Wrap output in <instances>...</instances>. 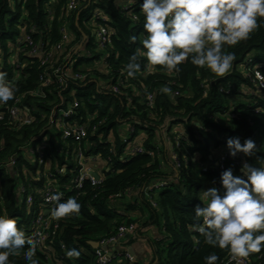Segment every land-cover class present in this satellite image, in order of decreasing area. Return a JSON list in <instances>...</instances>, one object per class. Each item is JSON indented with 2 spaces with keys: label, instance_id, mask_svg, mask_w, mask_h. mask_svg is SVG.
<instances>
[{
  "label": "trees",
  "instance_id": "trees-1",
  "mask_svg": "<svg viewBox=\"0 0 264 264\" xmlns=\"http://www.w3.org/2000/svg\"><path fill=\"white\" fill-rule=\"evenodd\" d=\"M66 2L0 0V71L7 73L6 79L16 88L8 105L20 98L19 111L28 109L34 119L28 125L0 124V214L16 220L27 235L35 218L45 210L42 196L50 186L60 190L61 202L75 198L80 204L79 213L52 218L46 248L35 250L38 264H96L95 249L89 243H98L132 223L136 225L134 236H140L147 225L159 229L161 240L152 242L157 264H205L204 258L211 254L222 264L230 252L209 246L190 226L202 223L195 217L194 206L204 205L203 190L216 187L223 191L220 174L224 170L232 168L234 175H242L244 163L264 167V90L256 88L249 69H258L264 80V19L247 40L225 48L235 59L224 77L190 61L180 65L178 72L156 66L153 75H144L142 0H85L70 14ZM124 4L130 8L122 10ZM95 12L104 20L94 24L112 34L103 55L90 25ZM64 24L70 39L58 51L59 30ZM23 33L49 46L42 57L30 58L25 55L28 50L19 53L16 70L10 61ZM48 53H52L50 58ZM133 54L138 56L140 70L129 77L125 66ZM64 56L68 57L66 62L62 61ZM66 63L72 73H85L87 78L68 80L60 86L50 73ZM90 65L95 67L85 70ZM43 76L49 78V85L41 80ZM111 86L118 92L113 93ZM164 86L171 87L174 97L159 91ZM38 91L45 97L36 96ZM73 101L79 106L70 122L85 126L86 135L62 140L59 129L48 127L43 116L54 103L68 105ZM126 126L131 132L121 129ZM234 137L241 144L251 138L259 151L251 157L243 153L230 156L226 140ZM36 138L41 140L34 141ZM30 146L40 148L39 153H30ZM78 150L87 165H91V158L97 159L102 182L96 186L84 182L82 189L71 191ZM223 154V170L202 171L201 166L214 167ZM48 174L51 177L45 178ZM156 181H165L166 186L157 192L152 188ZM22 188L25 198L32 197L29 205L25 198L23 202L18 199ZM136 210L142 215L133 220ZM72 248L80 251L78 258L66 255ZM27 251L26 247L10 256V264H27L23 258ZM248 258L251 264H264V250Z\"/></svg>",
  "mask_w": 264,
  "mask_h": 264
},
{
  "label": "clouds",
  "instance_id": "clouds-1",
  "mask_svg": "<svg viewBox=\"0 0 264 264\" xmlns=\"http://www.w3.org/2000/svg\"><path fill=\"white\" fill-rule=\"evenodd\" d=\"M141 10L146 33L141 55L151 65L178 72L180 65L190 61L224 77L235 59L225 48L247 40L261 27L258 21L264 19V0H142ZM131 40L135 42L136 37ZM139 70L138 56L133 54L125 71L134 77ZM6 77L7 73L0 71V104L12 100L16 93ZM159 91L175 95L169 86ZM226 146L232 157L238 153L251 157L259 151L251 138L243 144L238 137L228 138ZM240 171L242 175H234L228 168L220 174L223 191L216 187L203 190L204 205L194 206L195 217L202 223L190 226V230L204 237L206 244L227 249L233 258H246L264 250V167L244 163ZM48 199L55 204L51 214L57 220L79 213L80 204L75 198L61 202L62 194L57 192ZM26 247L25 262L38 264L34 259L35 244L16 220L0 214V264H10L9 257ZM80 254L75 248L66 253L76 258ZM218 260L215 254L204 258L205 264H217Z\"/></svg>",
  "mask_w": 264,
  "mask_h": 264
},
{
  "label": "built area",
  "instance_id": "built-area-1",
  "mask_svg": "<svg viewBox=\"0 0 264 264\" xmlns=\"http://www.w3.org/2000/svg\"><path fill=\"white\" fill-rule=\"evenodd\" d=\"M85 0H67L66 2V12L67 13H73L78 10L81 3ZM120 8L122 10H128L130 7L127 4L121 5ZM94 20L91 21V24L94 27L93 36L95 38V42L97 44V49H99L100 52L106 49V46L111 42V36L112 34L109 33L107 28L104 26H96L94 24L95 20L101 19L104 20L102 15H100L99 12L94 13ZM61 41L59 44L56 45V49L60 51L62 49V46L69 41L70 35L67 30L66 25L64 24L61 26L59 30ZM49 46V43H40V42H34V40L31 38L30 34L23 33V36H20L17 41V50H15L12 54L13 57L10 61L12 65L15 66L16 70L17 68V57L19 53L24 52V50H28L25 52V55H27L30 58L38 57L44 55L45 50H47ZM48 57H51V54L48 53ZM67 56L63 57V62H66ZM144 64H143V72L144 75H153L156 72V66L151 65L146 57L143 56ZM68 62V61H67ZM250 67V66H249ZM248 67V68H249ZM253 74L254 81L256 83V88L258 90H264V80L263 75L258 71L256 68H249ZM83 70V69H82ZM84 71V70H83ZM50 77H52L56 83H58L60 86H65L66 81L72 80L75 82L78 81H84L87 78V74L85 73H72L70 69L68 68V64L66 63L63 68L58 66V68L54 69L50 73ZM170 78L173 77L172 74L169 75ZM41 80L44 82V84L49 85L50 80L48 77L43 76L41 77ZM15 83V82H14ZM66 89V87L64 88ZM110 90L113 93L118 92V88L115 86H111ZM36 96H39L41 98H44L45 95L43 92H36ZM60 100V99H58ZM53 106H51V109L48 113L44 114V119L46 118L47 126L49 127H57L59 129V132L61 134V139L65 140L70 137L75 138H83L86 135V127L85 126H79V125H73L70 120L72 116L74 115V110L79 106V103L77 101H73L72 103L66 105L63 102H56ZM21 104V99L18 98L13 101L11 105H8V102L6 104H0V124L6 123L7 121L14 123V125H20V124H31L34 122L33 117L30 114V111L26 109L24 111L25 113H22L19 111V106ZM153 104V97H150L148 99V106H152ZM233 116V115H232ZM41 138H36L34 141H40ZM39 144V143H38ZM37 147H31L29 148L30 153L34 154L36 152L39 153L40 148ZM36 149V150H34ZM133 152V151H132ZM131 152V153H132ZM77 175L74 177L72 181V188H70L71 191L76 190L79 191L82 189L84 182H89L92 186H96L101 184L102 178H95L90 170L85 168V160L83 158V155L80 150L77 151ZM226 161V155H220L218 157V160L215 163V166H208L204 165L201 166L202 171H212L214 169L223 170L224 164ZM175 162V160H174ZM176 166H178V162H175ZM38 164H42V161L38 162ZM57 172L62 173L61 170H57ZM51 177L50 174L47 176L45 175V178ZM166 186V182L157 181L155 184H153L152 188L157 190V192ZM61 193L60 190L56 186H50L47 188L42 196L43 203L45 204V210L42 215H39L35 218L33 225H32V232L30 234H27L26 237L31 240L35 244V250H44L46 248V242L49 238L50 231L52 230V214L51 210L55 206L54 202H51L48 197H50L54 193ZM22 193V194H21ZM25 189H20V194L25 198ZM62 194V193H61ZM26 204L32 203V197L27 196L25 199ZM64 200V197L62 195L61 201ZM3 198L0 196V206L2 205ZM152 205L154 203L152 202ZM48 212V213H47ZM55 228V227H54ZM136 230L135 224H129L126 226H121L117 229L116 233L113 236L102 238L98 242V247L94 251V258L96 264H132L133 263V257L128 253H123L121 251L114 250V248L117 247L125 238H127L130 235H134ZM63 248V247H62ZM62 264H75V263H62ZM222 264H251L248 257L246 258H233L232 255L227 257L226 260Z\"/></svg>",
  "mask_w": 264,
  "mask_h": 264
},
{
  "label": "crops",
  "instance_id": "crops-1",
  "mask_svg": "<svg viewBox=\"0 0 264 264\" xmlns=\"http://www.w3.org/2000/svg\"><path fill=\"white\" fill-rule=\"evenodd\" d=\"M242 100V99H241ZM220 156V155H219ZM218 156V157H219ZM84 158V157H83ZM85 160V168L90 170V172L96 173L100 178L101 173L97 167V159L91 158L90 164L87 165V161ZM62 173L64 170H61ZM157 182V181H156ZM154 182L153 184H155ZM20 202H23V196L20 193L17 195ZM141 212L136 210L132 213V219L138 220L141 216ZM161 240L159 229L153 225H147L143 228L142 234L140 236L130 235L125 238L119 245H117L114 250L121 251L123 253H128L133 257L132 264H157L155 260L153 249H152V242Z\"/></svg>",
  "mask_w": 264,
  "mask_h": 264
},
{
  "label": "rangeland",
  "instance_id": "rangeland-1",
  "mask_svg": "<svg viewBox=\"0 0 264 264\" xmlns=\"http://www.w3.org/2000/svg\"><path fill=\"white\" fill-rule=\"evenodd\" d=\"M84 2H82L81 3V5L83 4ZM68 24V23H67ZM67 24H66V27H67V30H68V26H67ZM68 32H69V30H68ZM70 35V34H69ZM21 36H23V34L21 35ZM82 48V47H81ZM80 48V49H81ZM79 49V50H80ZM101 55H103V53L102 52H99ZM49 54H51L52 55V53H49ZM99 66H100V64H99ZM93 67H95L94 65L92 66V65H90V66H85V70H88V69H90V68H93ZM83 70H84V68H82ZM121 129L123 130V131H126V130H129L130 132H131V129H129L127 126L126 127H121ZM179 137H180V133H179ZM175 166V165H174ZM162 182H165V181H162ZM152 186H153V184H152Z\"/></svg>",
  "mask_w": 264,
  "mask_h": 264
},
{
  "label": "water",
  "instance_id": "water-1",
  "mask_svg": "<svg viewBox=\"0 0 264 264\" xmlns=\"http://www.w3.org/2000/svg\"><path fill=\"white\" fill-rule=\"evenodd\" d=\"M89 1H90V0H89ZM85 39H86V37H84V40H85ZM81 47H82V45H80V46L77 48L76 51H78ZM91 174H92L95 178H99V176H98L96 173L91 172ZM47 213H48V212H47ZM89 244H90V246H91L93 249H96V248L98 247V243H92V242H90Z\"/></svg>",
  "mask_w": 264,
  "mask_h": 264
}]
</instances>
